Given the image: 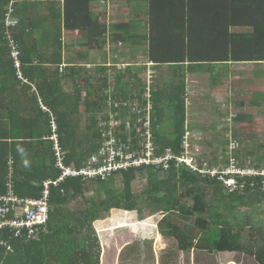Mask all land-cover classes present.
<instances>
[{"label":"trees","instance_id":"16d2710c","mask_svg":"<svg viewBox=\"0 0 264 264\" xmlns=\"http://www.w3.org/2000/svg\"><path fill=\"white\" fill-rule=\"evenodd\" d=\"M97 1L106 0H0V195H7L11 186L15 196L39 199L45 190L44 183L51 182L50 219L36 227V236L30 238L27 229L0 227V264H100L101 242L94 223L104 220L115 209L142 212L138 207L143 203L145 208L161 215V234L175 237L181 250L202 247L211 253L240 252L264 264V229L258 227L257 233L254 232L249 212L245 219L236 215L241 206L264 202V176L237 178L240 186L245 184L232 193L218 177L200 173L206 167L222 171L229 163L228 158L224 162V152L215 161L196 160L197 169L173 161L169 171L155 170L152 176L153 168H129L104 179L100 175L91 179L78 174L59 181L61 171L56 167L54 133L66 154V166L81 172L103 142L105 129L101 124L108 117L99 119L97 113L108 112L109 101L118 119L131 113L136 122L147 114L148 101L144 98L147 84L138 91L142 82L139 72L116 71L111 84L108 72L117 69L103 63L90 70L85 64L91 51L100 52L109 44L107 29L113 50L137 45L131 32L135 29L134 18L110 28L102 26L90 11L91 3ZM123 1L130 6L137 4L140 9L145 5L141 16L146 19L149 32L143 36L149 44L146 49L149 60L154 66L176 67L173 76L159 80V84L157 75L154 76L158 89L151 100L150 131L156 151L160 155L171 150L177 157L191 156L195 142L189 141L193 128L187 127L185 66L188 63L191 71L210 69L213 74L215 65L264 62V0ZM11 2L14 9L11 15L17 24L6 28ZM40 4L50 13L33 14ZM63 28L79 32L81 52L75 65L61 71ZM237 28L250 31L237 32ZM13 46L19 53V68L12 56ZM93 72L104 76L97 79ZM126 77L130 81H125ZM215 78L211 79L214 85ZM68 79L75 88L69 94L62 91V84ZM96 79L94 84L92 80ZM109 88L112 91L105 92ZM136 102L140 113L130 110V105ZM118 103L121 109L115 107ZM255 103L258 102L254 100ZM244 119L250 121L251 117L236 116L234 121ZM167 125L169 131L165 130ZM121 129L126 130L124 123ZM117 135L124 142L129 137L128 133ZM237 151L232 156L236 162L262 170V157L258 164L252 165L242 160L240 150ZM141 176L148 188L136 194L133 185ZM209 193L212 201L226 199L222 200L224 208H219L222 211L207 204L205 197ZM187 200L193 205L187 206ZM180 214L184 220L195 219L194 230L203 234L199 242L197 236H192L191 227H180L174 222V215ZM16 215L17 212H11L0 220L12 222ZM237 220L251 228L249 237L253 246L243 242L241 232L234 233L235 226L243 227ZM126 221L120 225L124 226Z\"/></svg>","mask_w":264,"mask_h":264},{"label":"rangeland","instance_id":"374dc122","mask_svg":"<svg viewBox=\"0 0 264 264\" xmlns=\"http://www.w3.org/2000/svg\"><path fill=\"white\" fill-rule=\"evenodd\" d=\"M113 2L115 1L111 0L107 4L100 3L96 8H94V12L96 14H100V12L104 11L108 13L106 18L102 17V19H104V21H106L108 25L113 23L117 24V22H121L120 20H124L122 17H117V15L122 12L123 7L121 9L120 5H116ZM122 13L125 14L124 12ZM142 32L144 31L142 30ZM121 49L122 51H118ZM118 50H116V54L114 52L110 54V59L108 56L107 62H123L124 54H127L125 56L127 61H130L132 63L145 62L144 57L139 56L141 54H138L137 57L133 58L132 54H128V50H125L124 47H120ZM104 53H106L105 50L99 54L95 53L94 55L103 56ZM99 59L100 58L97 57L95 60H92L93 64L95 63L97 65L101 62H104V59ZM91 66H94L90 68V70H93L95 68V65ZM130 68L134 70L136 67ZM245 68L248 69V66H246ZM116 71H118V69H111L108 72L111 75V84H114V76ZM243 71L244 70L241 71L242 74ZM93 73H95L97 79H100L104 76L100 73ZM146 73L148 77L145 75ZM149 73L150 72H148V70H143L142 74L140 75V77L142 78V82L138 87V91H141L143 86L147 84L148 88L145 92L146 94L144 95V98L149 100L152 105L151 100L153 93L158 89L156 83L157 81L155 82L154 80V76H156L157 73L156 71L150 73L153 76V78L151 79L149 78ZM208 76V74L196 75L195 78L189 80L186 86V102L188 108L187 127L188 129L193 128L190 130L191 136L189 137V141L195 142V151L193 152L194 155L197 154L195 155V160L199 162H203L206 160L215 161V157H219L220 154L224 152V162H228L226 161L227 158L230 162L232 156H234V153H232V146L233 144H237V150H240L242 160H246V162L250 161L252 165H256L258 164L259 159L262 157V161L260 162V168L264 170V149L261 150L262 146L264 145V106L255 107L254 104H250L252 100L260 99L259 95H252L253 92L249 90V88H251V85L250 87L249 84L242 86V82H240L241 80L239 79L237 81H233L234 75H231V78L225 80V84H221V86L217 89H213L210 84V78H208ZM97 79L92 80V82L95 84L97 82ZM125 81H130V79L126 77ZM67 82L68 84H64V90L62 91L68 94L74 92L75 88L72 81L68 79ZM151 82H153V84L155 82V84L153 85L151 84ZM151 85H153L154 89ZM111 88L105 90V92L110 93L112 91ZM235 90H237L238 93H236ZM85 94L86 92H84V96ZM237 94L239 96L238 101L242 100L240 102H244V106H238L231 110L232 106H229L225 103L226 99H230V97L232 99H235ZM262 99H264V96ZM135 105H137V102L135 104H132L131 106L134 107ZM147 108L151 109V106L148 105ZM100 114L101 113L99 112L97 113V118H99ZM241 115L251 117L250 121L247 120L245 122H235L234 118L236 116ZM130 116L131 113L128 114V118H130ZM166 119L167 115L165 117V122H167ZM167 129L168 125L166 126L165 130ZM167 131H169V129ZM235 131H237L236 134H239L238 136L235 134ZM257 149H260L261 151L257 152ZM196 150H198L199 153H196ZM237 152L239 151L235 150V153ZM248 152L250 154H248ZM252 152H256V154H253ZM238 164L240 165L241 163L238 162ZM243 167H250V165L248 166L247 164H244ZM154 173L155 170H150L151 176ZM147 186L148 185L145 177L141 176V178L135 181L133 185V191L136 194H141L142 192L147 191ZM222 200L226 199L223 198ZM222 200L220 201V199H216L212 201L210 193L207 194L205 197V201L207 202V204L211 205L212 207L216 206L218 211H222L219 208H224L225 202H222ZM186 203L187 206L193 205L191 200H187ZM145 206L146 204L144 203L142 205H139L138 209H143L142 212H127L115 209L112 210L111 213H107V215H105L106 218L104 220H100L94 223V229L99 228V230L104 234V240L101 242L103 246V255L102 262L100 264H155L154 254L156 257V254L160 256L162 253H167L166 250H161L162 248H164L166 243L170 242L174 245H177V243H179L176 238H167L164 235L163 239L161 238L154 240V236H152L154 229L151 227V225L156 224L162 217L161 215L158 216V218L153 217V215H156V213L151 212L152 210L145 208ZM241 207L242 208L238 209L236 214L239 219H245L244 216L246 217V212H249L250 219H252L251 224H253L254 232L257 233L258 227H262V229H264V202L262 204L257 203L256 205L253 204ZM205 217H207V215H205ZM233 217L234 219H237L235 214H233ZM209 219H211L210 216ZM248 219L249 218L247 216V220ZM173 220L180 227H191L193 230L192 236H197V239L203 238V234L201 231L194 230L197 228L195 227L194 218L191 220H184L183 216L180 214L174 215ZM122 221H126V224L124 226L120 225ZM237 222L243 223L242 220H237ZM237 229L243 234V242L247 243L250 247L253 246L254 243H251L252 238L249 237V234L251 233V228L245 223H243V227L241 229L237 227ZM237 229H235V231ZM245 229L250 232L247 233ZM145 231L148 233L147 235H145ZM130 233H133L134 236L138 238L144 236V249L136 250L132 247L131 244L135 243L137 239L135 237L133 238ZM137 245L141 247L142 243L138 242ZM136 248L138 249V247ZM171 251H176L177 253V248L169 250V252ZM140 253H143V257H139ZM240 255L243 257L242 253ZM245 257L250 259V257L246 255ZM253 259L254 258H252V260ZM179 264H181V261L179 262Z\"/></svg>","mask_w":264,"mask_h":264},{"label":"built area","instance_id":"2783aa9c","mask_svg":"<svg viewBox=\"0 0 264 264\" xmlns=\"http://www.w3.org/2000/svg\"><path fill=\"white\" fill-rule=\"evenodd\" d=\"M13 12V3L11 2L9 5V13L6 17L7 28H13L17 24V21L11 15ZM7 32L9 34V31ZM18 55L19 53L17 52L16 46H13L12 56L16 59V64L19 68L21 67V63L18 60ZM128 67L129 64H121L118 65V70L125 72ZM150 73L149 78L151 79L153 76ZM151 84H153V82H151ZM147 101L148 105L151 106V109L147 108L146 116L138 117L136 122L133 121L131 116L128 118V114L124 115L125 118L120 117V119H118V113L111 111V101L108 102V107L106 108L109 109L108 112L104 111L103 114L101 113L99 115V119L103 116L108 117V121H102L101 124L105 129L102 136L103 142L101 143L99 151L89 159L86 169L81 172L76 171L72 166H66V154L60 148L59 141H57V135L54 133L52 139L56 141L54 146L57 156L56 167L61 171L59 181H63L68 177L77 176L78 174H83L91 179L96 177V175H100L104 179L111 174L121 170H128L129 168L150 167L157 171L167 172L171 169V163L173 161L197 169L195 164V155L197 154L191 156L186 154L177 157L171 150H168L165 154L161 155L157 153L156 145L152 140L150 131V111L153 109V105H151L149 100ZM115 107L121 109L119 103L116 104ZM130 107L132 113H136L137 111L140 113V111L137 110L138 104L134 107L130 105ZM123 123L125 124L126 130L121 129ZM117 133L129 134L128 139L125 140L126 143L122 138L118 137ZM236 149L237 145L233 144L232 151H235ZM225 166L226 167L223 168L222 171L218 168L208 169V167H206L205 169L200 170V173L218 177L221 181L225 182L226 188L232 193L238 191L239 187H244L245 183L240 186L237 178L241 179L257 175L264 176V170L260 171L251 167H243L233 158ZM44 187L45 190L40 199H23L15 196L11 186H9L8 194L0 195V217L3 218L11 212H17V218L12 222L0 220V227L2 228L10 225L12 228H20V231L27 229L30 231V238L36 236V227L45 225L50 219L49 196L51 192V182H45Z\"/></svg>","mask_w":264,"mask_h":264},{"label":"crops","instance_id":"0c3cea01","mask_svg":"<svg viewBox=\"0 0 264 264\" xmlns=\"http://www.w3.org/2000/svg\"><path fill=\"white\" fill-rule=\"evenodd\" d=\"M110 1L111 0L93 2V3H91V8H90V11L94 14V17H98L100 25H102V26L106 25L109 28L112 27L114 23L108 25L107 22L104 21V19H102V17L106 18L108 13L106 11H104V12H100V14H96L94 12V8H96L100 3L101 4H107ZM114 1L115 2H113V3L116 5H120L121 9L123 7L122 12L125 13V14H123L122 12H120V14L117 15V17L119 16L118 18L122 17L124 19V20H120L121 22H117V23H122V22L127 23V22H130L132 18H134V22H135L134 23L135 29H132L131 32H132V35L135 36V42H137V45L133 48L132 47L128 48V47H124V46H121V47H124L125 50H128V54H130V55L132 54L133 58L137 57L138 54H141L139 56H143L145 59V62H143V63H138V62L132 63L130 61H127V59L125 58V56L127 54L126 55L124 54L123 62L122 61L115 62V63L107 62L108 56L110 59V54L112 52H114L116 54L117 53L116 50L119 49V48L116 49V47H115V50L112 49V47L110 45V40H109L111 33L109 32V29H107V34H105V35L108 39L109 44L107 43L108 45L105 46L104 49L102 50V51L105 50L106 53H104L103 56L102 55L97 56L94 54L95 53L99 54L102 51H100V52L99 51L98 52L91 51V57L89 59V62L85 63L86 65H88V68L89 69L92 68L91 65H96L95 63L93 64L92 60H95L98 57V58H100L99 60L104 59V62H101L99 64H103V63H106V64L110 63V64H114V65H116V64H118V65L129 64L130 67H136L134 70H132L129 67V70H131V73L133 71V74H136V71H140L139 76L142 74L143 70H145V71L148 70V72H155L156 71L158 84H159V80L161 82V80L164 78H167L170 76L172 77L173 73H174V69L176 68L175 66H172V65H160V66L158 65V66H156L155 65V66L150 67L151 61L148 58L147 50H146L148 48L149 44H148V42L143 40V36H146L149 32L145 26L146 19L144 18V16H141L143 14L141 11L145 10V5L142 6V9H140L139 7H137V4L130 6L123 0H121V1L114 0ZM38 7H39V9L37 11H35L33 14H35V15L36 14L47 15L50 13L45 5L40 4ZM142 30L144 32H142ZM235 31H237V32L246 31L247 32V31H250V28H244V29L237 28ZM79 36H80V34L78 31H67L63 28L62 42H63V58H64V60H63V65H61L60 70L68 68L67 67L68 65H75L76 64V57L81 52V49L79 47V43H81V39ZM141 44H143V45L141 46ZM118 51H122V49L118 50ZM121 56H123V55H121ZM132 56H130V57H132ZM246 66H248V69L245 68ZM185 67H186L185 71H186L187 83L189 82L190 79L195 78L196 75L208 74L209 75L208 78H210V84L213 87V89H217L218 87L221 86V84H225V80H228L229 78H231V75H234L233 81H237L239 79V80H241L240 82H242V86L249 84V87H250V85H251V88H249V90L253 92L252 95H259L260 99H255L258 103H255L254 106L255 107L264 106V99H262L264 96V62H257V61L256 62H228V63H224V64H220V65H215L214 66L215 72L213 74L210 72L211 71L210 69L200 68V69H196V70L191 71L189 69L188 63L186 64ZM138 69H140V70H138ZM93 70H95V68ZM141 70H142V72H141ZM242 70H244L243 74L241 73ZM145 75L148 76L147 73ZM212 76L216 77L215 79H216L217 83L215 85L211 81ZM154 80H155V77H154ZM64 84H68L67 80L62 84L63 87H64ZM154 84H155V82H154ZM186 86H187V84H186ZM63 87H62V90H64ZM232 91H233V87H232ZM235 92L238 93L237 90H235ZM238 100H239V96L237 94L235 99H232L230 97V99H226L225 103L228 104L229 106H232L231 110L235 107H238V106L243 107L244 102H240L242 100H240V101H238ZM186 101H187V98H186ZM227 101H228V103H227ZM253 103H254V100H252L250 104H253ZM229 110H230V108H229ZM187 115H188V110H187ZM245 121L246 120L244 119V122ZM227 127H229V126H227ZM236 133H237V131H235V134ZM236 135L238 136L239 134H236ZM100 147L101 146H99V149H100ZM99 149H98V151H99ZM236 151H237V149H236ZM97 152H94L92 154V156L94 154H96ZM234 152L235 151H232V153H234ZM257 170H259V169H257ZM161 220H162V218L156 224L157 229L154 228L153 235H152V236H154V240L161 239V238L163 239V235L161 234L160 228H159V222ZM235 229H237L236 226H235ZM96 230H98L99 232ZM95 231L100 237V242H102L104 240L103 239L104 234L99 230V228H95ZM236 232H239L238 229L234 233H236ZM144 233H145V235L148 234L146 231ZM130 235L133 238L135 237L133 233H130ZM141 237L140 238L135 237L137 239L136 242L131 244L132 247L135 248L136 250L144 249L145 244L143 241H140V239H142V240L144 239V236H141ZM167 238H169V237H167ZM170 238H172V237H170ZM173 238H175V237H173ZM197 240L199 242L200 238H198ZM138 242L142 243L141 247H139L137 245ZM198 242H197V244H198ZM197 244H195V246H197ZM102 247L103 246L101 243V249H102L101 262H102V255H103V248ZM136 247H138V249ZM175 248H177V253H176V251L169 252V250L175 249ZM201 248L202 247H199V248L194 247V248H186L185 250H181L179 248V243H177V245H174V244L168 242L165 244L164 248L161 249V250L164 249L163 251L166 250L167 253H162L160 256L156 254V257L154 254L155 264H179L180 261H181V264H183V263L184 264H254V263H257L258 264V262L256 261V259L254 257H252L248 254H245V253H242L243 254V257H242L240 255L241 254L240 252H234V253L214 252V253H211L210 251L203 250ZM153 249H154V247H153ZM244 254L246 256L250 257V259L245 257ZM141 256L143 257V253L139 254V257H141ZM252 258H254V259L252 260Z\"/></svg>","mask_w":264,"mask_h":264},{"label":"clouds","instance_id":"9594fccd","mask_svg":"<svg viewBox=\"0 0 264 264\" xmlns=\"http://www.w3.org/2000/svg\"><path fill=\"white\" fill-rule=\"evenodd\" d=\"M5 25H6V20H5ZM6 28H7V26H6ZM114 64H108L107 66H111V67H114L115 69H118V64H116V65H114ZM152 66H154V63L153 62H151L150 63V67H152ZM129 67H130V65H129ZM129 67L127 68V69H129ZM119 71V70H118ZM142 168H145V167H142ZM139 169V168H138ZM154 169V168H153ZM155 170V169H154ZM260 171H262V170H260ZM33 199V198H32ZM40 199V198H39ZM158 216H160V215H153V217H156V218H158ZM160 220V219H159ZM152 224V223H151ZM157 224V223H156ZM156 224H154V225H151V227L154 229V228H156L157 229V225ZM38 236V235H37ZM140 241H143V240H140Z\"/></svg>","mask_w":264,"mask_h":264}]
</instances>
